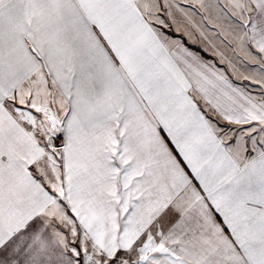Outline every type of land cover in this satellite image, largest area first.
Segmentation results:
<instances>
[{"label":"snow or ice","instance_id":"6c2138e0","mask_svg":"<svg viewBox=\"0 0 264 264\" xmlns=\"http://www.w3.org/2000/svg\"><path fill=\"white\" fill-rule=\"evenodd\" d=\"M0 264H264V0H0Z\"/></svg>","mask_w":264,"mask_h":264}]
</instances>
